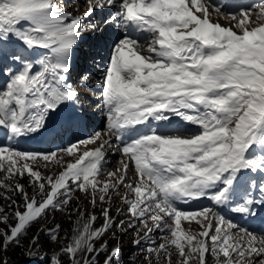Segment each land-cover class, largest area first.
I'll list each match as a JSON object with an SVG mask.
<instances>
[{"label":"snow or ice","instance_id":"snow-or-ice-1","mask_svg":"<svg viewBox=\"0 0 264 264\" xmlns=\"http://www.w3.org/2000/svg\"><path fill=\"white\" fill-rule=\"evenodd\" d=\"M86 3L85 12L74 14L79 9L67 11V0H0V60L7 76L0 88V130L16 144L43 133L55 140L81 121V88L93 89L88 72L79 74V82L71 79L76 49L85 32L120 29L100 83L103 133L49 152L0 146L5 174L0 188L14 209L10 223L0 207V251L21 247L33 224L51 211L64 213L79 191L93 208L97 201L108 205L101 208L103 225L95 228V214L84 220L85 213L75 209L71 240L49 254L34 235L23 252L31 264H64L61 257L68 264H98L105 253L103 264H117L119 243L109 251L103 241L114 228L136 233L132 243L147 252L149 264L152 255L172 264L173 247L178 264H207L209 253L215 264H264V233L242 228L216 210L255 218L264 208V0L239 9L233 7L236 0ZM96 12L99 22H93ZM173 118L185 128L161 130ZM110 149L120 154L119 167L101 179ZM52 165L61 167L58 175L39 170ZM25 174L32 195L16 180ZM113 196L126 205L128 220L111 216ZM199 199L212 206L196 211L177 206ZM185 221L200 230L192 231L190 224L186 230ZM153 231L167 234L158 247ZM59 233L60 225L46 231L52 242L60 240ZM0 264L9 262L0 258Z\"/></svg>","mask_w":264,"mask_h":264},{"label":"rangeland","instance_id":"rangeland-1","mask_svg":"<svg viewBox=\"0 0 264 264\" xmlns=\"http://www.w3.org/2000/svg\"><path fill=\"white\" fill-rule=\"evenodd\" d=\"M209 2L210 3L212 2L213 4H223L225 2V0H209ZM259 2H260V0H254L250 3H248V2H246V3L236 2L233 5V7L236 9H239L241 5L250 6V5L257 4ZM85 4H86V0H67V11H69V10L74 11L75 9H79L78 14H81V13L85 12V8H83V7H85ZM113 11H114V9H113ZM96 20H99V18L93 20V22H95ZM220 23L222 24V26H228L227 22L224 20H220ZM109 29H110V31H107L105 29V31L100 36L101 38L107 37L108 38V39L106 38L107 41L110 40L109 38H112V40H113L114 30H115V33L119 31L118 28H116L115 26L108 28V30ZM97 32H99V31H97ZM92 34L93 33H90V35H92ZM83 35H86V33H84ZM97 39H98V36H97ZM115 41L116 40H113L112 42H110V44L108 43L106 45V47L104 46V44L102 45L103 46V55L100 52L101 51L100 50L97 53V54H99L98 57L94 56L93 58H91L86 63L84 62L86 64V66H83L78 70L77 75L75 76L76 81L74 80V82H79L78 77H79L80 73L88 72L91 76V79H92V86L93 85L96 86L97 84H100L102 82L103 70L108 63L110 53H111V50H112V47H113ZM11 47H12V45L7 46V48L9 50H11ZM17 50H19V49H17ZM76 53L77 54L79 53L78 49H76ZM95 60H96V62H95ZM95 65L96 66L98 65L99 67H103V70L101 72H99L96 69ZM3 67H4V61L0 60V79L2 76ZM6 82H7V79H5V81H3V82L0 81V88H3V86L5 85ZM95 83H97V84H95ZM92 89H93L92 91H89L85 88H81V92H82L81 98H90L93 91H95L94 90L95 88L92 87ZM98 94H99V92H98ZM96 96H97V94H96ZM104 120H105V118H104ZM179 123H180V125L183 124V122H179ZM161 129H163V128L161 127ZM163 130H165V129H163ZM192 130H194V129H192ZM104 131H105V127L101 133H103ZM0 132H3V131L0 130ZM92 136H89L88 138H90ZM88 138H84L82 140H86ZM104 138L108 139L107 136H105ZM10 143L13 144L15 147L21 149V150H26L25 148L22 147L24 145H22L21 143L16 144L14 141H8V143L3 141L2 143H0V146L7 145ZM95 146H97V145H88L89 148H92ZM63 148H65V147L54 144V147L50 148L49 151H56V150L63 149ZM49 151H44V152H49ZM70 159L71 158H66V162H67V160H70ZM120 159H121L120 154H118L116 156L115 160L112 162L111 168L105 171V175L102 176L101 179H106L107 178V176H106L107 172L115 171L119 167ZM39 170L41 171V173L43 175H53V174L58 175L62 169H61V167H59L57 165H52L48 169H45L44 167H40ZM133 175H134L133 171L130 170L129 176L132 177ZM4 176H5V174L3 172H0V180H3ZM16 180L20 184L24 185V188L28 192L29 195L33 194V188L31 186V183H30L26 174L22 178L16 177ZM5 183H9V181H5ZM4 194H5V190L0 188V207L4 208L6 213L9 215V217H10L9 222L14 223V221L11 219L12 212L14 209H13V207H9V205L11 204V201L4 199L3 198ZM7 194L11 195L12 199L15 200L17 204H22V199L18 194H13L11 192H9ZM121 195H123V190L121 192ZM90 199H91L90 197H85L84 193H82V192H79V191L75 192L68 210H66L64 213H60V212H56V211L49 212L48 215L46 217H44L42 220H40L39 223L33 224L32 227L29 228L27 236H26V237H28L27 244H24V242H23L24 238H22L21 239V247L13 246L11 248V250L8 252L0 251V258L7 259L9 264H28V263L31 264V262H29L27 260V258L23 255V252L28 250L32 237L34 235H37V234L40 235V243L44 245V248H43L44 253L53 254V253L58 252L62 246H66L67 243L71 240V233L73 231L75 222H76L77 217L79 215V213L75 212V209L79 208L81 211H83L85 213L84 220H87L88 217L92 214H95L97 217H102L101 208L107 207L108 205L107 204H101L99 201H97L95 208H93L91 203H90ZM177 206H178V208L185 210V209H183V206H184L183 203H178ZM117 208H122L125 210V214L119 215L118 217H124L122 220H128L130 218L127 215L126 205H124L121 198L118 196H113V198H112V211L115 215H118L117 211H116ZM69 213H71V215ZM71 217H73V218L71 221V225L69 226V220L71 219ZM189 224L191 225L192 231L198 232L200 230L199 225H197L194 221L182 222V226L186 230L189 229ZM56 225H60V233H59L60 240L58 242H52L50 240V238L46 235V231L49 228H55ZM0 227H3V226L0 225ZM94 227L95 228L101 227L100 224L98 223V219H97L96 223L94 224ZM149 227H152L151 222H149ZM33 229H34V231H33ZM41 229H44L45 231L42 232ZM113 232L116 233L115 238H113ZM256 233L261 234L259 232H256ZM65 237H67V239H65ZM135 238H136V233L132 230H129L128 234L124 235L114 228L112 230V232H109L106 236H104L103 241L109 242V245H110L109 251L111 250V248L116 247L117 244L119 243V247L121 248V253H120V256L117 258V264H149V261L147 259V255H148L147 252L141 251V248H138L137 246H135L132 243V241ZM152 238L156 241V244L154 246L158 247L159 244L165 242V240L167 238V234L157 231V234H155V236L152 235ZM103 241H100L99 243H97L96 247L99 248L100 244L103 243ZM149 246L150 245H143L142 247L146 249ZM171 251H172V257H171L172 264H178V256L176 254L175 248L173 247L171 249ZM41 254H43V253H41ZM106 255H107V253H106ZM61 259L64 261V264H68L67 257H61ZM151 261H152V264H166V261L163 257H161L160 260L157 261V257L155 255L151 256ZM206 262H207V264H215V258L210 253L206 254Z\"/></svg>","mask_w":264,"mask_h":264},{"label":"bare ground","instance_id":"bare-ground-1","mask_svg":"<svg viewBox=\"0 0 264 264\" xmlns=\"http://www.w3.org/2000/svg\"><path fill=\"white\" fill-rule=\"evenodd\" d=\"M78 7V6H77ZM83 7V6H82ZM84 8V7H83ZM107 38V37H106ZM107 43H109V41L107 42ZM98 57V56H97ZM95 62H96V60H95ZM179 122H181L180 120H179V118H173L172 119V121L169 123V122H162V128L163 129H165L164 127H163V125H167V128L168 129H171V128H175V127H178V126H176L174 123H179ZM180 126V125H179ZM201 200H205V199H199V201H201ZM208 201V200H207ZM262 209V208H261ZM231 212V211H230ZM233 215H235V216H237V217H239L241 220H242V223H243V225H245L246 227H251L253 230H258V227H263V226H260L259 225V221L258 220H252L251 218H245V217H242V216H239V215H237V214H235V213H233V212H231ZM74 228H75V225H74ZM73 228V229H74ZM73 236V231H72V233H71V237Z\"/></svg>","mask_w":264,"mask_h":264},{"label":"trees","instance_id":"trees-1","mask_svg":"<svg viewBox=\"0 0 264 264\" xmlns=\"http://www.w3.org/2000/svg\"><path fill=\"white\" fill-rule=\"evenodd\" d=\"M72 218L73 217H71V219L69 220V226L71 225V221H72ZM33 231H34V229H33ZM24 244H27V242H28V237H26V238H24ZM20 257V256H19ZM103 258L104 257H101L100 259H99V262H101L102 260H103ZM99 262H98V264H99ZM29 264V263H28Z\"/></svg>","mask_w":264,"mask_h":264}]
</instances>
